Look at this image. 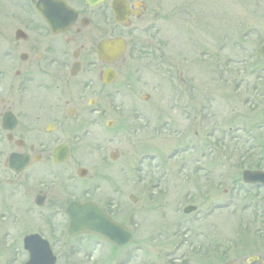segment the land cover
<instances>
[{
  "label": "rangeland",
  "instance_id": "1",
  "mask_svg": "<svg viewBox=\"0 0 264 264\" xmlns=\"http://www.w3.org/2000/svg\"><path fill=\"white\" fill-rule=\"evenodd\" d=\"M150 9L135 23L153 29L128 38L133 54L117 65L114 108L86 118L71 161L108 178L111 215L133 227V241L119 250L96 240L55 243L59 264H217L208 258L214 236L227 245L264 230V190L240 180L243 167L264 168V0H161ZM224 197L231 206L205 216ZM189 204L198 214L183 222ZM242 255L236 248L221 262Z\"/></svg>",
  "mask_w": 264,
  "mask_h": 264
},
{
  "label": "flooded vegetation",
  "instance_id": "2",
  "mask_svg": "<svg viewBox=\"0 0 264 264\" xmlns=\"http://www.w3.org/2000/svg\"><path fill=\"white\" fill-rule=\"evenodd\" d=\"M160 1L0 0V264L27 263L23 242L29 236L52 251L53 244L64 246L74 238L105 242L91 235L68 236L65 209L72 200L98 203L113 219L116 208L115 199L103 194L108 178L73 166V149L89 127L86 118L106 115L115 105V81L104 84L102 74L117 73L122 58L101 62L99 43L125 37L128 47V38L149 30L143 27L144 16ZM60 147L69 150L65 161L54 158ZM80 167L87 170L81 178L76 176ZM246 234L237 244L246 255L222 263L227 257L224 235L210 240L209 251L216 255L208 258L217 264H264V241L248 229ZM43 246H31L39 252V264L48 263ZM65 259L62 264H70Z\"/></svg>",
  "mask_w": 264,
  "mask_h": 264
},
{
  "label": "water",
  "instance_id": "3",
  "mask_svg": "<svg viewBox=\"0 0 264 264\" xmlns=\"http://www.w3.org/2000/svg\"><path fill=\"white\" fill-rule=\"evenodd\" d=\"M122 49L121 43L115 42V49H111V51L105 43H101L98 54L102 60L114 61L120 56ZM251 175V173L245 174V180H249ZM67 215L70 221V233H77L81 230L92 232L108 239L115 246H122L130 240L129 232L120 225L111 222L101 209L91 204L71 203L67 208Z\"/></svg>",
  "mask_w": 264,
  "mask_h": 264
}]
</instances>
